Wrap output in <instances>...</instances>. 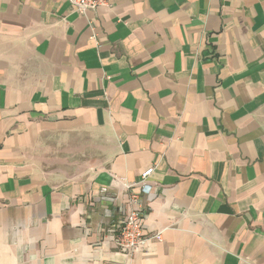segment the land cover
Here are the masks:
<instances>
[{
	"label": "crops",
	"instance_id": "1",
	"mask_svg": "<svg viewBox=\"0 0 264 264\" xmlns=\"http://www.w3.org/2000/svg\"><path fill=\"white\" fill-rule=\"evenodd\" d=\"M0 264H264V0H0Z\"/></svg>",
	"mask_w": 264,
	"mask_h": 264
},
{
	"label": "built area",
	"instance_id": "2",
	"mask_svg": "<svg viewBox=\"0 0 264 264\" xmlns=\"http://www.w3.org/2000/svg\"><path fill=\"white\" fill-rule=\"evenodd\" d=\"M73 8L81 15L87 12L95 11L98 8L106 7L109 5L110 0H70ZM155 168L151 167L142 174V180L139 185L144 192L150 190L148 185V178L154 172ZM128 189L132 186L128 185ZM132 206L136 203V197L132 196ZM144 216L141 210L137 208H130L127 216L114 229V242L122 252L128 256H134L138 252L145 250L148 245L153 241H162L163 233L157 232L149 234L145 231L143 226Z\"/></svg>",
	"mask_w": 264,
	"mask_h": 264
}]
</instances>
